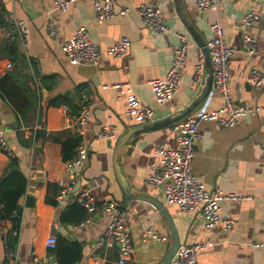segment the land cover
<instances>
[{"label": "crops", "instance_id": "obj_1", "mask_svg": "<svg viewBox=\"0 0 264 264\" xmlns=\"http://www.w3.org/2000/svg\"><path fill=\"white\" fill-rule=\"evenodd\" d=\"M94 1L76 0L67 12H60L51 0H0V121L19 170L27 178L20 202L19 234L11 236L18 260L16 263L6 257L0 233V264H47V259L55 255L46 246L51 233L56 234L57 241L81 245L82 258L76 264H118L117 247L97 249V240L111 215L97 213L83 223L86 214L81 222L75 221L79 216L72 209L75 202L58 197V183L67 179L63 143L76 137L86 145L89 155L83 167L75 171V188H88L99 201L116 200L130 206L135 250L127 264H160L171 247V232L163 215L148 202L125 197L114 172V147L109 146L108 140L96 138L100 129L114 124L115 145L127 129L137 124L125 116V98L103 86L130 83L142 102L154 109L153 121L163 119L183 108L201 89L193 79L201 48L184 26L176 0H113L116 7L130 11L105 21L95 18ZM144 3L162 8L169 31L157 36L142 23L136 9ZM182 10L206 40L212 35L214 22L223 25L226 40L234 48L229 63L234 99L246 106L264 105V85L256 88L248 81L251 69L264 72V0H221L218 7L209 10H199L195 0H182ZM249 10L256 11L260 18L245 29L241 21ZM8 15L29 22V58L23 53L16 32L2 28ZM50 21L57 27L55 35L48 29ZM82 26L103 51L123 36L130 38V48L120 56L102 52L95 65L72 64L62 45ZM245 33L257 40L254 54L248 53L242 44ZM180 34L188 35L194 47L189 51L173 99L160 105L148 81L166 76ZM14 45L16 53L11 48ZM9 61L13 63L10 70L6 68ZM212 90L214 96L208 106L216 108L223 103V97L214 85ZM88 102L93 105V116L80 131L72 124V116ZM200 131L202 137L195 143L192 160L197 179L211 189L252 197L222 203V214L236 221L232 229L207 228L201 211L182 213L177 205L166 203L162 187L147 183L150 164L157 160L156 146L161 142L176 145L175 133L170 128L136 135L125 147L124 173L134 191L164 202L182 244L212 243L199 254L202 264H264V248L255 246L264 242V113L240 118L227 129L213 121L203 122ZM11 161L0 149V181L12 172ZM28 197H33L30 204ZM149 226L167 235L169 241L160 243L152 239L144 243L143 232Z\"/></svg>", "mask_w": 264, "mask_h": 264}, {"label": "built area", "instance_id": "obj_2", "mask_svg": "<svg viewBox=\"0 0 264 264\" xmlns=\"http://www.w3.org/2000/svg\"><path fill=\"white\" fill-rule=\"evenodd\" d=\"M54 7L60 12H67L76 0H51ZM221 0H195L199 10L215 9ZM130 9L116 7L113 0H95L94 14L98 21H105L115 16L126 15ZM142 23L155 35L161 36L169 31V26L162 8L157 4H142L136 9ZM259 14L254 10L247 11L241 21L243 28L256 24ZM1 22V20H0ZM7 31H15L23 53L29 58L30 27L29 22L23 18L12 15L5 17L2 25ZM50 34H57V27L53 21L48 23ZM212 35L207 40L210 51L212 74L215 89L222 95L223 103L216 108H209V101L214 96L211 89L205 101L192 113L175 122L171 131L175 133L176 145L171 147L161 142L155 148L156 161L150 164V173L147 183L150 186L163 188L167 204L179 207L182 213L192 214L201 211L204 224L209 229L230 230L236 221L232 216L222 214V203L224 201L249 200L252 197L245 194L228 192L223 189H211L197 179L192 170L195 143L201 139V124L213 121L222 129H227L236 124L243 117L264 113L262 106H246L236 102L231 89L230 59L234 48L228 43L225 36V28L220 22L211 25ZM130 38L121 37L113 45L104 51L92 40L89 31L85 27H79L71 38L66 40L63 51L72 64L95 65L104 52L110 56H120L130 48ZM242 44L246 51L254 54L257 49V40L251 34L243 35ZM194 47L192 39L186 34H180V43L175 47L170 68L164 78H154L148 81L157 104L170 102L182 81V71L186 66L189 51ZM13 63L9 61L6 65L8 70L12 69ZM206 64L202 51L199 52L198 61L194 64L193 79L202 86L205 80ZM1 78V75H0ZM249 83L260 88L264 85V72L253 68L248 74ZM103 88L114 89L119 97L126 100L125 116L133 119L137 124L149 123L154 120V109L142 102L134 87L127 82H117L104 85ZM67 111V108H64ZM93 105L88 102L72 116V124L82 130L93 116ZM117 132L114 124H108L96 133L97 139H116ZM0 149L10 158L14 159L16 154L9 144L7 132L0 121ZM89 151L86 145L80 141L74 156L65 161L67 179L59 181V199L70 198L73 202L80 204L87 213L83 223L92 220L93 215L105 213L111 215V220L103 234L97 240V249L103 250L117 247L118 264H127L135 248L132 240V229L134 226L133 214L128 204L116 200L99 201L96 196L86 187L75 188L78 175L76 169L83 167L88 159ZM264 159V157H263ZM20 222L15 215L6 220L0 219V233L3 237L6 257L17 263V251L11 245V236L19 234ZM152 239L162 243L168 242L169 237L158 233L154 227L149 226L143 232V242ZM57 236L51 233L46 239V246L54 249ZM212 243L196 242L194 244H181L178 248L174 264H202L199 261L201 251L210 247ZM255 246L264 248V242L255 243Z\"/></svg>", "mask_w": 264, "mask_h": 264}, {"label": "water", "instance_id": "obj_3", "mask_svg": "<svg viewBox=\"0 0 264 264\" xmlns=\"http://www.w3.org/2000/svg\"><path fill=\"white\" fill-rule=\"evenodd\" d=\"M177 10L179 11V16L189 32V35L192 39L199 45L201 51L204 55L206 71H205V80L201 86V89L198 93L193 97L191 101H189L183 108L175 111L169 116L159 119L157 121L144 123V124H136L131 128L127 129V131L122 134L116 144L113 145V140H108L109 146L114 147L113 153V166L116 178L120 184V187L127 199H136L148 202L163 215L167 225L170 228L171 232V247L167 251L163 261L160 264H173L174 258L178 248L180 247L181 239L179 236L178 229L176 224L170 214L168 208L164 205V202L161 199L154 197L153 195L146 193H139L134 191L132 185L129 182L128 177L124 173L122 161L125 155L126 149L125 147L129 144V142L138 134L146 131L156 130L160 128H170L175 122L183 119L190 113H192L196 108H198L209 95L214 82H213V74H212V64H211V56L210 51L207 46V40L197 31L195 25L186 17L182 10V0H176ZM29 204L30 200H33V197H28ZM18 213L21 214V208L18 209ZM47 264H58L56 255H52L47 259Z\"/></svg>", "mask_w": 264, "mask_h": 264}, {"label": "trees", "instance_id": "obj_4", "mask_svg": "<svg viewBox=\"0 0 264 264\" xmlns=\"http://www.w3.org/2000/svg\"><path fill=\"white\" fill-rule=\"evenodd\" d=\"M11 48H15L14 52H17L15 45ZM79 142V138L76 137L63 143V156L66 161L74 156ZM11 167L12 172L0 181V219L6 220L15 215L20 222L18 209L26 192L27 178L19 170V162L16 158L12 159ZM72 209L79 214L75 221L81 222L84 220L87 213L80 204L75 202ZM52 253L58 258L59 264H76L82 258V247L78 243L58 240L55 248L52 249Z\"/></svg>", "mask_w": 264, "mask_h": 264}]
</instances>
